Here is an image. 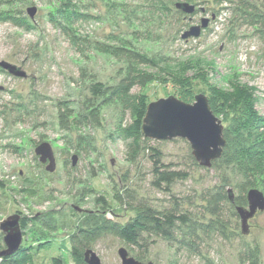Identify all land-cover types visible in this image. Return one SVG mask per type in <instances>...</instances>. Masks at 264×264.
I'll return each instance as SVG.
<instances>
[{"label": "rangeland", "instance_id": "374dc122", "mask_svg": "<svg viewBox=\"0 0 264 264\" xmlns=\"http://www.w3.org/2000/svg\"><path fill=\"white\" fill-rule=\"evenodd\" d=\"M176 2L185 0H22L9 5L0 0V11L14 7L31 23L23 30L0 21V62L24 72L17 76L0 68V223L13 214L27 219L21 245L39 247L35 264H54V258L73 264L62 247L69 245L68 236L83 215L101 209L98 197L112 206L105 216L119 223L130 220L139 204L161 211L176 207L191 219L175 228L172 239L148 237L140 251L102 236L91 247L102 264H120L121 246L134 258L139 254L142 263L243 264L246 254L264 264V210L248 220L243 232L229 199L211 203L219 193L228 197L229 189L236 199L250 189L236 164L203 167L188 141L178 137L149 139L134 153L133 143L121 134L140 96L146 104L169 96L191 104L196 95H205L230 151L237 143L250 145L248 127H264L260 33L228 2L186 1L195 5L192 14L177 10ZM258 2L264 6V0ZM29 8H35L33 18ZM203 18L209 21L198 36L182 37ZM131 70L152 74L154 80L134 86L123 99L91 94L95 82L118 89ZM236 92L239 100H223ZM62 101L73 104L74 113L98 108V124L85 126L78 119L66 128L59 121ZM258 131L263 134L253 142L264 157V128ZM42 142L53 149L52 172L35 154ZM151 147L160 152L161 169L184 171L187 178L173 182L168 191L158 188ZM254 183L264 192V174L256 175ZM49 214L58 222L54 231L31 221Z\"/></svg>", "mask_w": 264, "mask_h": 264}, {"label": "trees", "instance_id": "16d2710c", "mask_svg": "<svg viewBox=\"0 0 264 264\" xmlns=\"http://www.w3.org/2000/svg\"><path fill=\"white\" fill-rule=\"evenodd\" d=\"M193 1V0H185ZM210 1V0H207ZM215 5H221L224 2H228L230 5L235 7L234 11L236 15L239 14L242 19L251 25L252 28H255L257 33H260V36L264 39V6L261 3H257L258 0H211ZM6 5L11 3L17 4L22 2V0H4ZM9 2V3H8ZM178 10V9H177ZM180 11V10H179ZM0 21H6L12 25L19 27L23 30L31 29V23L28 19L22 15L15 12L14 7L12 9L8 6L0 11ZM133 58H137L133 56ZM132 71V70H131ZM127 77H125L121 84L116 87L103 86L102 83L95 82L90 86L91 94L95 97H107V100L110 99H123L125 96L129 95L132 88L137 85H145L150 81L154 80L152 74L147 73H136L132 71ZM241 98L240 92L226 94L223 97V100L226 103H229L230 100L235 99L239 100ZM106 101V100H105ZM183 101V100H182ZM185 101V100H184ZM209 104V102H208ZM73 107V104L71 105ZM68 105L67 102L62 101L59 105L60 115L59 121L62 125L66 124V128H70L68 125L69 122H76L80 119V123L86 125L98 124L99 110L98 108H91L89 112L85 114L74 113L72 107ZM146 102L143 96H140L132 105L133 120L126 126L121 129V134L125 139H130L134 145V153L138 152L140 149V143L149 142V138L143 136L141 132V126L143 118L146 111ZM210 106V104H209ZM93 107V106H91ZM211 109V106H210ZM212 111V109H211ZM71 117V118H69ZM258 118V117H257ZM71 119V121H69ZM262 121V119H259ZM68 125V126H67ZM254 130L248 127L251 132L252 140L250 145L246 144H236V149L230 151V146L228 143L225 144L221 156L212 161V165L218 164V162L224 161V164L231 165L236 164L243 175L248 179V185L251 188H256L254 183V177L256 175L264 174V157L262 153L258 152V148L255 145L253 140L256 139V136L263 134L259 132V128H264L262 125L255 124L253 127ZM258 144V143H257ZM152 150V166L155 180L153 183L160 188L166 191L169 190L168 186L177 180H183L187 178V173L181 170H168L167 168L161 169L162 165L160 161V152L154 148ZM257 189V188H256ZM259 190V189H258ZM264 194V192L262 191ZM117 199V197H116ZM229 199L224 194L219 193V197L215 200H212L211 203H214L217 206L221 201ZM119 200V198H118ZM229 201L236 207H245L247 204L246 194L242 193L241 196L234 198L233 201ZM101 206V211H95L92 213H87L83 215V218L79 219L77 224L74 227V230L68 236L69 245H63L62 250L67 252L73 264H86L84 261V252L87 249H91L94 242L100 239L104 235H110L116 238L121 244L127 245L129 247H134L136 249L145 250L146 242L148 237L161 236L165 239L174 238L175 228L180 225H188L191 222L189 217H186L184 213H179L176 207H170L164 210H156L149 205L139 204L133 211L135 215L125 223H119L114 220H111L105 216L106 211L111 212L112 206L108 203L103 197H98L96 202V207ZM217 213V211H213ZM46 220L38 219L34 217L31 221L36 222L43 226L45 229L54 231L58 229V222L55 219V216L49 214L46 216ZM20 229L23 232V229L27 226V219L20 218L19 220ZM2 234L0 233V252L5 248L1 244ZM48 244L42 245V247L47 246ZM123 247V246H121ZM39 247H33L31 245L20 246V248L6 256H0V264H35V256L38 252ZM245 259H243V264H257L256 257L252 255L244 254ZM140 256L135 259L140 261ZM65 259L54 258V264H62ZM141 262V261H140Z\"/></svg>", "mask_w": 264, "mask_h": 264}, {"label": "water", "instance_id": "95a60500", "mask_svg": "<svg viewBox=\"0 0 264 264\" xmlns=\"http://www.w3.org/2000/svg\"><path fill=\"white\" fill-rule=\"evenodd\" d=\"M176 9L186 14L195 11V5L188 2H176ZM30 18H33L35 8L27 10ZM208 19H202L201 23L192 26L182 35L183 38L198 36L201 28H205ZM0 68L17 76H24L14 65L1 61ZM141 132L144 137L155 140H166L172 138L186 139L192 149V155L201 166L209 167L212 161L218 159L223 151L226 141L223 137L220 120L213 114L208 100L203 94L195 96V102L186 103L173 96L161 98L147 104L143 118ZM41 163H46V170L52 172L55 168V156L51 145L42 142L34 149ZM76 156H72V165L75 164ZM229 199L233 201L231 190H228ZM247 208L236 207V212L241 221V228L246 232L248 220L257 211L264 210V194L262 191L251 188L246 193ZM20 216L13 214L0 223V230L4 234L3 242L5 249L0 256L10 255L16 252L22 242V231L19 225ZM117 255L120 264H153L142 263L129 255L125 247H119ZM86 264H102L100 258L92 249L84 252Z\"/></svg>", "mask_w": 264, "mask_h": 264}]
</instances>
